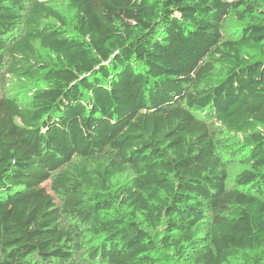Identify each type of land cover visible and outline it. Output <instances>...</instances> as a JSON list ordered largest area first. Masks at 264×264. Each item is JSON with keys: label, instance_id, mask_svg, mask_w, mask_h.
<instances>
[{"label": "trees", "instance_id": "trees-1", "mask_svg": "<svg viewBox=\"0 0 264 264\" xmlns=\"http://www.w3.org/2000/svg\"><path fill=\"white\" fill-rule=\"evenodd\" d=\"M63 1L0 0V86L34 84L0 94V264H264V0Z\"/></svg>", "mask_w": 264, "mask_h": 264}, {"label": "rangeland", "instance_id": "rangeland-1", "mask_svg": "<svg viewBox=\"0 0 264 264\" xmlns=\"http://www.w3.org/2000/svg\"><path fill=\"white\" fill-rule=\"evenodd\" d=\"M46 1L48 4L60 9L65 15H67L66 11V4L63 0H43ZM43 23H51L55 24L57 23L54 19L48 18ZM243 26V23L239 21L234 15H230L228 18L225 19L223 25H222V37L223 40H234L237 39L240 35L241 28ZM44 54V53H43ZM255 59H259L264 61V56H256ZM215 76H221L223 74L222 69L217 65L214 70ZM34 86V84H27L22 87L17 80L14 78H11L8 83L5 85L0 86V94L2 92L9 93L10 95H16L17 98L20 99L23 103L27 104L29 102V90ZM221 127L216 124L212 123L210 124V130L211 132L216 135V138H219L221 135ZM234 140L239 139V137L234 136L231 134ZM242 169V167L239 164H235L231 166L228 170L229 174V181L232 182L235 175ZM46 187L49 188V182L45 183ZM51 195L53 198L57 201V196L51 192Z\"/></svg>", "mask_w": 264, "mask_h": 264}]
</instances>
